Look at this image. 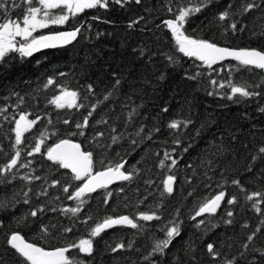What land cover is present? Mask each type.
<instances>
[{
  "label": "trees",
  "instance_id": "trees-1",
  "mask_svg": "<svg viewBox=\"0 0 264 264\" xmlns=\"http://www.w3.org/2000/svg\"><path fill=\"white\" fill-rule=\"evenodd\" d=\"M247 2L211 0L186 18V34L221 47L264 50V0H255L260 7L245 13L242 6ZM200 4L201 0H128L117 5L112 0L107 9H86L64 25L33 33L80 28L71 45L29 57L10 52L0 61V168L18 149L20 164L25 165L0 173V255L7 264L14 261L4 239L13 231L46 249L91 239V256L70 249L71 258L84 264H264V201L257 212L254 201L247 199L253 192L264 193V154L259 153L264 147V71L245 70L236 61L210 69L179 53L164 21L174 19L179 7ZM7 5L12 19L20 18L26 7L22 0H7ZM52 11L61 14L59 9ZM225 11L230 15L221 21ZM4 14L0 10V19ZM133 21L138 23L130 27ZM49 79L53 85L47 84ZM232 85L256 95L228 99ZM61 89L76 91V103L82 106L57 109L50 101ZM20 115L37 123L17 146L14 121ZM85 117L88 126L77 129ZM173 121L180 127L170 128ZM78 132L83 135H73ZM41 134V152L27 155ZM62 139L91 152L94 170L123 163L122 171L132 178L87 195L84 204L67 199L63 187L82 182L47 159V148ZM169 175L175 178L171 194L164 189ZM53 181L60 183L52 186ZM221 191L225 199L215 214L192 219ZM232 197L236 203L228 204ZM75 207L81 209L76 215L64 211ZM38 208L44 211L37 217L27 215ZM139 213H155L159 219L143 221ZM120 216H129L138 227L116 226L91 236L96 224ZM175 225L180 235L163 254L154 252L156 243L166 239L164 229ZM120 244L124 247L117 248ZM208 244L214 245L215 258Z\"/></svg>",
  "mask_w": 264,
  "mask_h": 264
},
{
  "label": "snow or ice",
  "instance_id": "snow-or-ice-1",
  "mask_svg": "<svg viewBox=\"0 0 264 264\" xmlns=\"http://www.w3.org/2000/svg\"><path fill=\"white\" fill-rule=\"evenodd\" d=\"M112 0H22V4L26 6L23 10V14L20 18L12 19L7 16L8 5L7 0H0V10H4V16L0 19V61H3L7 54L10 52H18L22 57L32 56L33 53L40 51L41 49L55 48L62 45H67L76 39L80 28H75L72 31L58 32L52 35H39L34 36L33 33L38 29H46L49 25H64L69 21L70 16L75 17L78 13L84 12L86 9H95L97 7L107 9ZM128 0H114L117 5H123ZM136 4H140L141 0H134ZM211 0H201L199 6L194 7H179L178 14L174 19H168L164 21L166 27L171 31V35L175 40L176 48L179 53H182L184 57L191 58L195 61H199L201 65L213 68L227 59H232L245 70H261L264 71V50H257L254 48L243 49H231L228 47L218 46L217 43L209 41L207 39L193 38L186 34L184 28L186 18L190 14L201 11V8L210 3ZM13 7L19 8L21 4L14 3ZM260 5L255 0H249L242 6V11L247 13L254 8H259ZM59 9L61 14H53L52 10ZM66 10V11H65ZM168 11H173L169 8ZM230 13L225 11L220 14L219 19L225 20ZM143 19V18H141ZM138 23L133 21L129 26ZM230 27L235 31L237 25L231 24ZM243 31V29H240ZM20 38V41L17 38ZM170 60L175 62L173 57H169ZM194 78V77H190ZM119 84V81H116ZM213 85L217 84L216 80H212ZM48 85H53L54 80L49 79ZM224 87L223 84L219 85ZM89 91H92L91 85H89ZM232 95L228 99H232L233 96L239 94L243 97H250L256 95V93L250 92L244 86H231ZM211 94V93H210ZM78 93L76 91H69L67 89H61V94L56 95L50 103L55 105L57 109L81 107L77 105ZM164 111H167L165 109ZM91 116V112H89ZM15 123V145L22 144V138L24 134L28 132L36 123L37 120H30L26 115H20L19 119L14 121ZM65 124L69 123L67 120ZM88 126V118L85 117L83 123H77V129H82ZM169 127L176 129L180 127V122L173 121L169 124ZM73 135H83V132L73 133ZM102 135V134H101ZM44 136L41 134V138L37 140L34 147L27 155L32 156L34 153L41 152V146L44 144ZM259 153L264 154V147L259 148ZM167 157V153L165 154ZM21 150L15 151L14 155L10 157L8 163L0 168V173H10L13 169L20 164ZM47 159L58 165L62 169H68L73 174L71 179L75 181H81L79 185H69L63 187V192L68 193L67 199L76 200L80 204L85 203V197L88 194L96 192L97 189L107 188L108 185L115 180L127 181L130 180L131 174H126L122 171L124 164H116L110 166L104 170H94L93 154L82 150L79 143H74L70 139H62L54 146L47 148ZM255 159V157H253ZM161 167L164 166V162L161 161ZM172 165L176 164L173 159ZM21 167L25 166L20 164ZM38 179V177H37ZM174 176L169 175L164 182V189L167 193L173 192ZM60 181H53L52 186H56ZM233 184L239 185V181H233ZM69 187H74L73 192H69ZM45 194L46 193H42ZM27 195V194H25ZM111 195V193H109ZM226 193L224 191L219 192L214 197L208 199L202 206L196 211L195 216L200 217L204 214H215L217 209L220 208L221 202L224 201ZM260 198V200H256ZM249 201H254L253 206L257 212L261 209L257 205L264 201V193L253 192L247 196ZM24 203H28L25 200ZM104 203L107 204L108 200L105 199ZM228 204L236 203V198L232 197L227 201ZM3 205H0L2 207ZM54 210V209H53ZM44 209L38 208L30 211L27 215L31 217H37L38 212L42 213ZM65 213H72L76 215L81 211L80 207L66 208ZM232 212H228V216H232ZM138 218L143 221H152L159 219L158 216L147 213H139ZM90 219V218H89ZM85 223L87 221H84ZM231 223V221H228ZM203 223V220L200 221ZM116 225H130L132 228H137L138 225L129 218V216H120L119 218L108 217L105 218L102 223L96 224L91 231L92 237L100 236L106 229H110ZM42 231H47V228H43ZM65 232H71V228L64 229ZM166 239L160 240L156 243L154 252L164 253V250L169 247L174 237L180 235L179 225L173 227H166ZM253 236H249L248 240L251 241ZM4 243L8 246L5 251L11 253L14 264H84L83 261L71 258L70 249H78L79 253L87 254L91 256L93 253V242L91 239H81L78 244H71L65 247H58L53 249H46L39 246L36 243L29 242L24 235L19 231H13L10 234H5ZM124 245L120 244L117 248H123ZM247 247V245H245ZM117 248H113L116 251ZM208 253L215 258L218 253L214 249L213 244L207 245ZM147 259V258H146ZM0 264H7L3 255H0ZM231 264V262H229Z\"/></svg>",
  "mask_w": 264,
  "mask_h": 264
},
{
  "label": "water",
  "instance_id": "water-1",
  "mask_svg": "<svg viewBox=\"0 0 264 264\" xmlns=\"http://www.w3.org/2000/svg\"><path fill=\"white\" fill-rule=\"evenodd\" d=\"M76 38H77V37H76ZM75 40H76V39H75ZM75 40H73L71 43H69V44H67V45H62V46H58V47H55V48L41 49V50H55V49L64 48V47H67V46L71 45L72 43H74ZM227 60H232V59H227ZM227 60H226V61H227ZM58 143H59V142H58ZM74 143H75V142H74ZM65 170H66L67 172H69L71 175H73V174L71 173L70 170H68V169H65ZM122 182H125V181H122V180H115V181H113V183H111L110 185H108L107 188H111V187L116 186V185H118V184H120V183H122ZM107 188H104V189H107ZM98 190H100V189H97L96 192H97ZM96 192H94V193H96ZM94 193H91V194H88V195H92V194H94ZM116 226H124V225H116ZM116 226H113V227H116ZM113 227H112V228H113Z\"/></svg>",
  "mask_w": 264,
  "mask_h": 264
},
{
  "label": "bare ground",
  "instance_id": "bare-ground-1",
  "mask_svg": "<svg viewBox=\"0 0 264 264\" xmlns=\"http://www.w3.org/2000/svg\"><path fill=\"white\" fill-rule=\"evenodd\" d=\"M230 59V58H229ZM227 61H234V60H227ZM226 60L225 61H223V62H227ZM223 62H221V63H223Z\"/></svg>",
  "mask_w": 264,
  "mask_h": 264
},
{
  "label": "rangeland",
  "instance_id": "rangeland-1",
  "mask_svg": "<svg viewBox=\"0 0 264 264\" xmlns=\"http://www.w3.org/2000/svg\"><path fill=\"white\" fill-rule=\"evenodd\" d=\"M56 26H58V25H56ZM38 30H41V29H38ZM38 30H37V31H38ZM17 40H20V38L18 37Z\"/></svg>",
  "mask_w": 264,
  "mask_h": 264
}]
</instances>
